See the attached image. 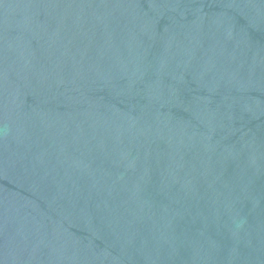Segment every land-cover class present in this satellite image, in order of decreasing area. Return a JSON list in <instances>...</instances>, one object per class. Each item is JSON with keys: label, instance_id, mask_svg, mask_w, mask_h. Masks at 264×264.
I'll return each instance as SVG.
<instances>
[{"label": "water", "instance_id": "95a60500", "mask_svg": "<svg viewBox=\"0 0 264 264\" xmlns=\"http://www.w3.org/2000/svg\"><path fill=\"white\" fill-rule=\"evenodd\" d=\"M0 264H264V0H0Z\"/></svg>", "mask_w": 264, "mask_h": 264}]
</instances>
